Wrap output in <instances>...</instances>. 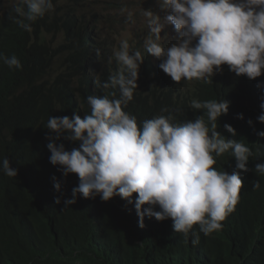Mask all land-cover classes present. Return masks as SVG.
<instances>
[{"label":"trees","instance_id":"1","mask_svg":"<svg viewBox=\"0 0 264 264\" xmlns=\"http://www.w3.org/2000/svg\"><path fill=\"white\" fill-rule=\"evenodd\" d=\"M61 1L64 5L53 16L48 12L37 19L31 32L13 22V6L0 12V53L15 55L22 64L21 69L9 68L0 60V160L7 157L18 170L17 177L0 171V264H264V176L254 171L264 162V137L256 134L264 130L256 119L262 94L257 83L264 82V74L248 79L224 65L211 82L176 83L147 55L133 99L123 109L137 118L138 126L159 115H171L173 123L203 115L207 123L204 110L191 108V100L230 102L227 114L218 118L217 130L245 143L252 155L248 171L239 170V200L221 230L205 236L194 225L199 243L193 245L191 232L187 238L176 233L171 218L145 216L141 228L134 203L119 196L102 201L78 194L76 203L64 207L78 177H65L50 163L46 136L54 133L44 125L51 115L71 117L75 112L83 118L90 111L87 96L116 91L118 97L119 91L94 86V78L106 81L117 64H108L112 52L98 41L85 4ZM59 28L62 38L53 48L47 34ZM226 123L236 129L235 136L224 128ZM59 142L68 150L78 146ZM216 160L218 171L232 173L236 161L231 152ZM53 177L61 182L60 192L53 187ZM256 180L261 187L253 190ZM57 196L60 204L55 203Z\"/></svg>","mask_w":264,"mask_h":264},{"label":"clouds","instance_id":"2","mask_svg":"<svg viewBox=\"0 0 264 264\" xmlns=\"http://www.w3.org/2000/svg\"><path fill=\"white\" fill-rule=\"evenodd\" d=\"M61 5V0H13L0 12L13 6L17 14L11 17L13 22L31 32L37 19L48 12L53 16ZM156 5L164 13L162 19L151 8L140 10L148 29L144 51L133 48L128 38H121L107 61L117 64V71L103 82L94 78L96 88L118 89L119 96L116 91L87 96L90 111L83 118L75 112L71 117L51 115L44 126L54 135L46 136V147L51 164L65 177H78L71 198L63 201L64 207L76 203L78 194L83 198L99 196L102 201L119 196L129 205L134 203L141 228L145 216L157 221L171 218L174 231L185 238L191 232V242L196 245L199 235L192 232L194 225L205 236L211 235L222 229V221L234 211L243 186L239 170L248 171L252 155L245 143L217 130L218 118L227 114L230 102L191 100V108L204 110L207 123L203 115L181 123H173L171 115H159L138 126L137 118L123 109L133 99L139 67L147 55L176 83L211 82L224 65L236 76L248 79L264 74V0H156ZM122 12H126L128 22L136 24L133 11L125 8ZM95 24L98 22L91 25L97 32ZM165 25L173 26L175 33L168 46L161 42ZM55 33L60 34V28L47 34V41H52L50 36ZM96 57H100L99 49ZM0 60L9 68H22L15 55L0 53ZM257 88L262 94L256 119L264 123V82H258ZM238 118L243 119V114ZM252 123L249 119L248 124ZM224 128L236 135L232 125L226 123ZM256 134L264 137V130ZM62 139L78 146L68 150L63 142L58 143ZM228 152L236 161L231 174L214 167L216 157ZM0 171L8 177L18 174L7 157L0 160ZM254 171L264 176V162L257 163ZM52 179L54 189L60 192L61 182ZM252 187L260 189V182L254 181ZM55 203H61L59 196Z\"/></svg>","mask_w":264,"mask_h":264},{"label":"rangeland","instance_id":"3","mask_svg":"<svg viewBox=\"0 0 264 264\" xmlns=\"http://www.w3.org/2000/svg\"><path fill=\"white\" fill-rule=\"evenodd\" d=\"M85 7L89 10L90 24L98 22L96 25L99 42L102 46L113 52L114 48L119 47L121 38H128L133 48L143 50V42L148 34V29L143 22L140 14L142 8H151L154 12H158L161 19L163 12H159L156 0H84ZM13 0H0V8L4 9L10 6ZM134 12L136 24L132 25L126 19V12L122 9ZM163 22V20H162ZM162 44L168 46L175 40L173 26L165 25L161 32ZM51 46L55 47L61 40L60 34H52L50 36Z\"/></svg>","mask_w":264,"mask_h":264},{"label":"bare ground","instance_id":"4","mask_svg":"<svg viewBox=\"0 0 264 264\" xmlns=\"http://www.w3.org/2000/svg\"><path fill=\"white\" fill-rule=\"evenodd\" d=\"M89 30V29H88Z\"/></svg>","mask_w":264,"mask_h":264}]
</instances>
